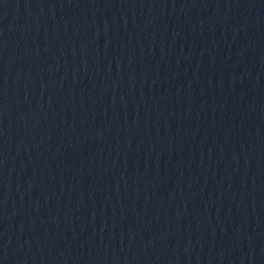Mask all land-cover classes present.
<instances>
[{
	"label": "water",
	"instance_id": "95a60500",
	"mask_svg": "<svg viewBox=\"0 0 264 264\" xmlns=\"http://www.w3.org/2000/svg\"><path fill=\"white\" fill-rule=\"evenodd\" d=\"M0 264H264V0H0Z\"/></svg>",
	"mask_w": 264,
	"mask_h": 264
}]
</instances>
